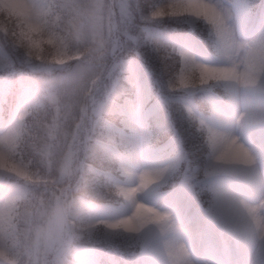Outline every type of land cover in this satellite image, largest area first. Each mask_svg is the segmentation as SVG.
<instances>
[{"label": "clouds", "instance_id": "obj_1", "mask_svg": "<svg viewBox=\"0 0 264 264\" xmlns=\"http://www.w3.org/2000/svg\"><path fill=\"white\" fill-rule=\"evenodd\" d=\"M0 264H264V0H0Z\"/></svg>", "mask_w": 264, "mask_h": 264}]
</instances>
